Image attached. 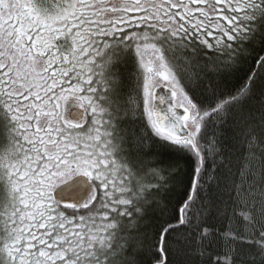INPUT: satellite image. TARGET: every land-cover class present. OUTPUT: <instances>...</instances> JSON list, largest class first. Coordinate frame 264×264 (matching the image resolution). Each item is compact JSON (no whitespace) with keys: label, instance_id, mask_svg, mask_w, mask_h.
Masks as SVG:
<instances>
[{"label":"snow or ice","instance_id":"1","mask_svg":"<svg viewBox=\"0 0 264 264\" xmlns=\"http://www.w3.org/2000/svg\"><path fill=\"white\" fill-rule=\"evenodd\" d=\"M0 264H264V0H0Z\"/></svg>","mask_w":264,"mask_h":264},{"label":"trees","instance_id":"2","mask_svg":"<svg viewBox=\"0 0 264 264\" xmlns=\"http://www.w3.org/2000/svg\"><path fill=\"white\" fill-rule=\"evenodd\" d=\"M213 223V225L215 224V222H212Z\"/></svg>","mask_w":264,"mask_h":264}]
</instances>
